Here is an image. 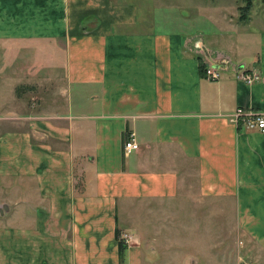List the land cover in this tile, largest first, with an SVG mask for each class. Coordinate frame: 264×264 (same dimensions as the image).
<instances>
[{"label": "crops", "instance_id": "0c3cea01", "mask_svg": "<svg viewBox=\"0 0 264 264\" xmlns=\"http://www.w3.org/2000/svg\"><path fill=\"white\" fill-rule=\"evenodd\" d=\"M187 17L0 0V264L263 263L264 130L230 115L264 116V15L229 44Z\"/></svg>", "mask_w": 264, "mask_h": 264}, {"label": "rangeland", "instance_id": "374dc122", "mask_svg": "<svg viewBox=\"0 0 264 264\" xmlns=\"http://www.w3.org/2000/svg\"><path fill=\"white\" fill-rule=\"evenodd\" d=\"M156 6L162 27H183L188 16L190 31L198 35L217 37L220 42L226 41L228 44L235 37L240 36L242 39L249 35V27H229V20L243 23L250 21L251 17L264 15V0H156ZM227 29L229 30L226 31ZM0 56L9 64V55H6L5 48L0 51ZM4 70L8 71L5 68ZM198 259L202 262V257L199 256ZM260 259L261 257L252 260L248 255L241 264H263L264 260L262 263Z\"/></svg>", "mask_w": 264, "mask_h": 264}, {"label": "built area", "instance_id": "2783aa9c", "mask_svg": "<svg viewBox=\"0 0 264 264\" xmlns=\"http://www.w3.org/2000/svg\"><path fill=\"white\" fill-rule=\"evenodd\" d=\"M204 71L206 76L211 80H216L220 77V71L217 67L207 66ZM237 77L242 81L251 83L252 81L256 80L258 76L257 73L239 72ZM230 121L233 122L235 125H238L242 121V125L249 130H264V116L262 113L254 110L237 108L230 115ZM137 148L138 144L134 139L133 133H129L128 139H126L123 144L124 155L130 154L133 150Z\"/></svg>", "mask_w": 264, "mask_h": 264}, {"label": "trees", "instance_id": "16d2710c", "mask_svg": "<svg viewBox=\"0 0 264 264\" xmlns=\"http://www.w3.org/2000/svg\"><path fill=\"white\" fill-rule=\"evenodd\" d=\"M19 88H22V86L21 87H18V89ZM121 244V243H120ZM121 246V245H120ZM120 249H121V247H120ZM120 256H122V250L120 251Z\"/></svg>", "mask_w": 264, "mask_h": 264}]
</instances>
